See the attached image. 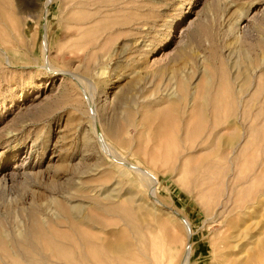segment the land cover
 I'll return each mask as SVG.
<instances>
[{
    "label": "rangeland",
    "instance_id": "1",
    "mask_svg": "<svg viewBox=\"0 0 264 264\" xmlns=\"http://www.w3.org/2000/svg\"><path fill=\"white\" fill-rule=\"evenodd\" d=\"M29 1L30 25L0 40V264H141L143 236L161 264L188 244L215 264L239 228L264 241V0H105L80 36L65 2L45 20ZM172 79L184 98L158 100ZM104 92L119 98L95 122Z\"/></svg>",
    "mask_w": 264,
    "mask_h": 264
},
{
    "label": "bare ground",
    "instance_id": "2",
    "mask_svg": "<svg viewBox=\"0 0 264 264\" xmlns=\"http://www.w3.org/2000/svg\"><path fill=\"white\" fill-rule=\"evenodd\" d=\"M57 1H60L61 3L65 2L69 12L70 11L72 12L71 16L69 17V20H68V23H71V26L68 30V33L72 34V36H80L83 33H86V31L84 29H82L81 27L83 25L90 24L95 19L96 14H98V12H96V13L93 12L94 14H91V13L89 14L87 11L91 12V10H99V9L104 7V2H105V0H57ZM50 2H51V0H45V2H44L46 10H44L43 15H44L45 20H47V17H48L47 15L49 12ZM13 3H14L13 0H0V40H6V39L9 40L10 38H12L13 33L8 35V31H10L12 29L17 28V30H19L20 26H24L25 28H27V26L30 25V21L32 20V17H34V13L36 11H38V4H36L35 2H30L29 0H17V4H16L17 11L14 10V4ZM79 10H81V11L79 12ZM87 32L89 33V31H87ZM18 34H19V32H18ZM20 35H21V33H20ZM262 64H264V57L262 60ZM254 71H256V68H254ZM63 72H65V71H63ZM250 77H253V75H251ZM250 77H246L243 80L239 79L240 81L238 80L239 83H238V87L236 90L240 94L249 93L252 90V88H253L252 84L253 83H252V80ZM76 79L79 81H82V82L86 80L83 77H76ZM247 82H250V83H249L248 87L246 88L245 84ZM262 88L264 89V86H262ZM159 93L163 94V96L157 97L158 100L167 99L168 101H171V100L180 101L181 99L184 98V95L182 94L181 88L179 87V84H178L176 79H172L171 86L165 88L162 92H159ZM195 93H196V89L193 88V90L190 92L189 104H191V102L194 101ZM155 95L156 94H153V95L151 94V96L150 95L149 96L151 98ZM146 97H144V98L142 97L141 101L147 100L148 97L147 98ZM118 98H119V96L115 95L114 97H112L111 95H109V93L104 92V94L99 97V102H97V100H96L91 104L93 113H91L92 116H90V117L95 122L101 121V119L103 120V117H101V116H99V118H98L97 112L101 109L108 108V106H110V105H112V106L115 105L118 101ZM138 98H140V97H138ZM230 103H232L233 105L235 104L238 106L247 107V106L253 105L254 101L251 99H244L241 97L238 101H230ZM231 123H232V121L229 119L228 120V126L229 127L231 126ZM83 127H85V126H83V124H81L79 126V130L82 131ZM86 133H87V131L84 132L83 136L86 135ZM101 139H103V137ZM54 157H56V156H54ZM128 166L132 167L134 170L138 171L139 173H144V174L150 175L153 178V180H154L153 185H151V187L148 189V191H149L150 196L154 195L153 193L156 192L155 188H158V187H155L156 182H157V178L153 175V173L150 172L149 170H147L146 168L141 167L140 165H128ZM249 194H251V193H249ZM259 197H264V192L260 193ZM261 200L262 199L259 200V198H258L257 202H260ZM137 206H138L137 210L139 212H141V216L144 217L145 215L142 213L144 212L143 209L146 206L139 204V203L137 204ZM252 208H253V206H251L250 204L245 206V208L241 211L243 219H245L246 217L249 216ZM147 210L150 211L149 208H147ZM80 211H82L81 208H80ZM175 213L178 214L177 212H175ZM143 219L145 222L146 221L145 218H143ZM181 219L184 222V225L186 227L187 242L191 243L192 237H193V231L191 229V223L186 218L183 219L181 217ZM253 219H254V217H252V220ZM258 220H259V218H258ZM248 226L249 227H246L242 230L240 228L237 229V231L233 235L227 237L226 242H225V248L223 246L224 251H223V253L220 252L218 254V257L216 258L215 264H254L255 263V261L253 263L254 258L251 255V253L249 252V250L251 249V245L253 243H255V244H259V246H261V245L264 246V241L260 237L262 235L261 233H260L261 234L260 236L252 235V232L250 230L251 224H248ZM151 238H152V236H151ZM155 240H157V239H155ZM246 240H249L250 242L246 244L245 243ZM147 242L149 243L152 241H150V240L147 241L146 237L143 236V244H142L143 246L140 250L141 264H161L163 262L162 261L163 252L160 249H158V247L155 245V243H151V246L149 248H147V246H146ZM174 257L176 258V253H173L170 260L174 261ZM260 257H261V255H260ZM190 259H191V249L189 248V244H188L186 252H185L183 259H182L180 264H190ZM262 264H264V263H262Z\"/></svg>",
    "mask_w": 264,
    "mask_h": 264
}]
</instances>
